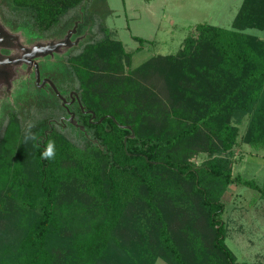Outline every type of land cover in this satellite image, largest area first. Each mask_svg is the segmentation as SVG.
Instances as JSON below:
<instances>
[{"label": "trees", "instance_id": "1", "mask_svg": "<svg viewBox=\"0 0 264 264\" xmlns=\"http://www.w3.org/2000/svg\"><path fill=\"white\" fill-rule=\"evenodd\" d=\"M95 2L0 0L2 19L35 38L76 23L79 36L97 22L104 34L59 69L80 95L77 125L46 94L1 120L0 264H247L226 244L223 197L235 182L256 185L234 175L236 146L264 148V38L249 31L264 30V0H244L230 28L198 23L176 53L146 61L165 85L153 92L148 64L134 66ZM29 122L38 139L25 142Z\"/></svg>", "mask_w": 264, "mask_h": 264}, {"label": "rangeland", "instance_id": "2", "mask_svg": "<svg viewBox=\"0 0 264 264\" xmlns=\"http://www.w3.org/2000/svg\"><path fill=\"white\" fill-rule=\"evenodd\" d=\"M244 0H96L94 11L98 12L102 6L110 8V13L105 19L108 27L115 31V35L124 42L126 48L134 51V66H139L146 61L157 63L160 56L176 53L182 46L184 39L200 22H207L217 26L230 28L238 14ZM106 3V5H105ZM77 9L72 10L73 15ZM68 15V17H69ZM0 27L17 41L28 44L36 37L37 33L26 27H16L2 19L0 13ZM74 29V27H72ZM71 30V29H70ZM89 27L78 38H72L69 46L62 47L53 56L41 57L45 60L47 73L54 68V60L62 58L65 54L81 50L82 43L87 40L101 38L104 34L97 22L92 35L89 36ZM252 34L264 38V30L250 29ZM77 35V34H76ZM145 39L141 44L135 37ZM42 40L47 36H39ZM153 59V60H151ZM146 79L151 92L162 90L160 75L155 74L153 65ZM14 70L26 69L25 63L9 66ZM144 73V74H145ZM157 73V72H156ZM25 76L15 75L7 90L2 88L0 93V124L9 108L20 111L26 109L29 97L37 92L28 83ZM147 84V82H146ZM158 95H160L158 93ZM163 105V104H162ZM36 115V114H35ZM244 126V125H243ZM234 175H241L243 179H250L256 185L233 183L229 186L223 197L226 205L223 218L226 220L228 232L226 244L232 249L240 262L247 264H264V148H255L249 144L236 146ZM206 154L201 153L193 157L196 163L202 162ZM155 264H168L158 258Z\"/></svg>", "mask_w": 264, "mask_h": 264}, {"label": "flooded vegetation", "instance_id": "3", "mask_svg": "<svg viewBox=\"0 0 264 264\" xmlns=\"http://www.w3.org/2000/svg\"><path fill=\"white\" fill-rule=\"evenodd\" d=\"M71 30L73 28H70ZM70 29L67 30V33L65 34H60V35H56V36H47L48 39L42 40V38H33L29 45L28 44H23L19 41H17V39L12 36V41L11 42H5V44L0 45V54L2 55V58H6V57H22L24 52H25V48L32 50L34 46L36 45H48L50 43L53 44H57L61 41H64L70 31ZM76 32V31H75ZM75 32H73L70 36V40L69 43H72V38H78V42L81 39V37L79 35H76ZM80 43V42H79ZM71 44H67V45H61L58 49H53L51 52H48L46 54H39L38 56H36L35 58L32 59V61L37 62L38 63V67H39V71H40V80L38 81V76H37V70H36V66L34 65V63H30L28 61H20L18 63H11V64H7L5 66H1V69H5L8 72L7 77H5L4 75H0V93L3 87L6 88L9 87L12 83V79L15 75H19V76H25L28 79V83L31 87L35 88L37 90V92H35L32 95L35 94H46V95H50V96H54L56 95L57 98L60 99L61 104L63 106L66 107L69 115H61L60 116V120L65 121V122H72L70 116L71 113H74V118L76 115V103H79V99H80V95L78 93V91H76L75 89H71L69 87H64L65 85L58 80L59 78L58 75L60 73L59 69L63 68L65 65L64 63H66V59L71 55V54H77V51H72L69 52L67 54H65L62 58L60 59H56L54 60V68L50 71V72H44V70H42V67L45 68V60L41 61L39 60L41 57H49V56H53V54L57 51H60L62 49V47L65 46H69ZM29 59V58H28ZM19 63H25L26 64V69L24 70H14L11 69L9 66L11 65H15V64H19ZM61 65V67L59 66ZM63 66V67H62ZM64 70V69H61ZM58 73V74H57ZM62 73V72H61ZM66 88V89H65ZM31 95V98L33 97ZM34 98V97H33ZM66 100V103L64 104L63 100ZM30 99V97H29ZM69 108V110H68ZM72 108V109H71ZM74 108V109H73ZM54 119H52L51 121H53ZM54 121H57L56 119ZM65 122H60V124L66 126L67 123Z\"/></svg>", "mask_w": 264, "mask_h": 264}, {"label": "water", "instance_id": "4", "mask_svg": "<svg viewBox=\"0 0 264 264\" xmlns=\"http://www.w3.org/2000/svg\"><path fill=\"white\" fill-rule=\"evenodd\" d=\"M78 23H76L74 29L70 30L66 39L64 41H61L57 44H53L50 43L48 45H36L33 47L32 50L29 49H24L25 52L23 54L22 57H6V58H2V55L0 54V65L1 66H5L7 64H11V63H18L20 61H28L31 64L34 63V65L36 66V70H37V76H38V81L40 80V71H39V67H38V63L32 61L33 58H35L36 56H38L39 54H46L48 52H51L53 49H58L61 45H67V44H71L69 43L70 40V36L73 32L76 31V27H77ZM12 36H10L8 33H6L1 27H0V45L5 44V42H11L12 41ZM29 58V59H28ZM0 75H4L5 77H7L8 72L5 69H1L0 68ZM64 104L66 103V100L64 98L63 100ZM79 104L82 106L81 100L79 99ZM69 110V108H68ZM92 112V111H91ZM94 112H93V116H94ZM72 123L77 125L75 119H74V113H71L70 116ZM129 127V126H128ZM81 128H83V126H81ZM133 136V133L131 134Z\"/></svg>", "mask_w": 264, "mask_h": 264}, {"label": "clouds", "instance_id": "5", "mask_svg": "<svg viewBox=\"0 0 264 264\" xmlns=\"http://www.w3.org/2000/svg\"><path fill=\"white\" fill-rule=\"evenodd\" d=\"M34 123L29 122L28 124V132L25 135V142L31 140V141H36L38 138L37 136L31 132V128L34 127ZM42 158L45 159H53L55 157V143L54 141L49 140L45 146V150L41 154Z\"/></svg>", "mask_w": 264, "mask_h": 264}]
</instances>
